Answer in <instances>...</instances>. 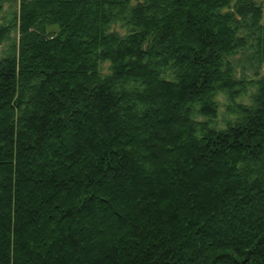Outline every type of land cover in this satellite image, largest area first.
<instances>
[{"label":"trees","instance_id":"obj_1","mask_svg":"<svg viewBox=\"0 0 264 264\" xmlns=\"http://www.w3.org/2000/svg\"><path fill=\"white\" fill-rule=\"evenodd\" d=\"M5 3L0 264H264L262 4Z\"/></svg>","mask_w":264,"mask_h":264},{"label":"rangeland","instance_id":"obj_2","mask_svg":"<svg viewBox=\"0 0 264 264\" xmlns=\"http://www.w3.org/2000/svg\"><path fill=\"white\" fill-rule=\"evenodd\" d=\"M262 4L263 9V17L262 22H264V0H258ZM7 3L4 4L2 13L0 14V23H5L7 17H8V7ZM14 7V3L11 5ZM11 38L13 39L15 37V33H11ZM8 42H2L0 43V57L4 55V51L7 47ZM233 62L235 65V70L237 75H243L246 78H253L254 77V71L256 70L255 66L251 65L249 61L245 59V57H242L240 55H237V57L233 58ZM107 71V63L103 65V72ZM258 72L264 73V66L258 69ZM255 87L249 86L246 93L242 96L237 98L238 102L249 104L250 103V96L254 92ZM217 103H218V116L215 120V126L218 128L224 127L226 121H228L230 118L233 117L232 113L229 110V102L225 96V94H218L217 96Z\"/></svg>","mask_w":264,"mask_h":264}]
</instances>
